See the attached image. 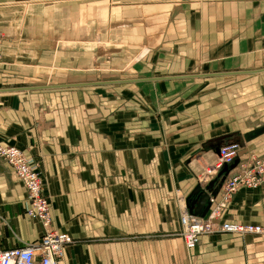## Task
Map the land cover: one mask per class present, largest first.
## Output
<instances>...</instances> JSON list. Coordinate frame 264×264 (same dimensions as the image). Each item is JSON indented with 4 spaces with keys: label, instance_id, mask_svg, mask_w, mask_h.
Masks as SVG:
<instances>
[{
    "label": "crops",
    "instance_id": "crops-1",
    "mask_svg": "<svg viewBox=\"0 0 264 264\" xmlns=\"http://www.w3.org/2000/svg\"><path fill=\"white\" fill-rule=\"evenodd\" d=\"M101 1L124 47L147 52L128 75L87 87L91 104L20 89L0 62V146L33 160L51 213L48 228L24 214L25 189L0 158V247L49 229L73 239L58 264H264V234H205L190 250L179 237L212 146L264 152V0ZM252 81L260 101L249 107ZM221 220L264 225V188H239Z\"/></svg>",
    "mask_w": 264,
    "mask_h": 264
},
{
    "label": "rangeland",
    "instance_id": "rangeland-1",
    "mask_svg": "<svg viewBox=\"0 0 264 264\" xmlns=\"http://www.w3.org/2000/svg\"><path fill=\"white\" fill-rule=\"evenodd\" d=\"M103 7L101 0H0V47L5 46L1 50L2 59L0 62L3 63L4 70L14 71L13 73L18 76L21 87L97 82L113 80L123 74L128 75L131 64L140 58H144L147 49L144 53L143 50L134 52V50L124 47L123 37L116 36L117 31L109 29L106 12L102 11ZM111 27H115L113 23ZM244 79H248L247 76L238 80V83ZM256 81L244 86L245 94L248 96L244 97L243 102L249 107L256 101H260ZM221 82L220 79L212 82L211 90L213 88L215 90L223 89ZM109 85L111 86V84ZM79 86L83 87L84 90L78 94L75 93V95L72 94L73 91H78L79 88L77 90L71 88L77 86H64L69 88L68 90L56 86L57 89L45 87L28 91L30 93L38 91L48 94L65 91L71 95L68 96L70 98L69 103L85 101L86 104H91L86 97V88L97 86V84ZM217 91L219 93V90ZM22 93H27V90ZM49 97L51 100L52 96ZM45 110L43 108L41 112ZM154 115L155 117L159 116L158 113ZM219 144L221 145V143ZM242 145L243 143H233L231 147H228L233 155L234 151L238 150L235 157H238L239 161L234 168L228 171L221 185L219 184L220 186L217 185L220 181L218 178L215 183V187H219L216 193L214 195L209 194L212 205H214L215 199L217 204L220 201L222 203V205H217L215 212L219 214L218 218H221L224 205L237 191L231 193L229 188L228 183L232 177H237L238 180L244 182L250 174L254 175L260 183L256 187L264 188V184L261 183V178L258 176L259 171H256L252 165L253 159L261 154L246 157L243 155V151L239 150ZM215 157L205 162V165H202L198 172L196 183L201 187L216 178L220 171L214 167ZM182 230L183 225L179 231V237ZM215 232L223 231L214 230L211 233Z\"/></svg>",
    "mask_w": 264,
    "mask_h": 264
},
{
    "label": "built area",
    "instance_id": "built-area-1",
    "mask_svg": "<svg viewBox=\"0 0 264 264\" xmlns=\"http://www.w3.org/2000/svg\"><path fill=\"white\" fill-rule=\"evenodd\" d=\"M235 154L237 150L233 155L228 147H221L215 157L214 167L219 170L223 165L232 163L237 156ZM0 158L9 165L25 189L24 214L40 221L48 228L51 224L50 203L42 192L41 176L33 160L14 146H0ZM252 165L256 171H259L258 176L264 184V152L253 159ZM228 184L232 193L241 188L239 186L247 185L249 186L247 188H256L260 183L254 175L250 174L244 182L237 177H232ZM215 207L213 205V209L211 208L204 217H198L189 212H184L180 216V224L183 225L180 238L186 249H193L201 234L211 233L214 230L228 233H264V225L261 224L221 220L218 218L219 214L215 213L217 210ZM72 242L70 235L48 229L37 240L24 243L22 246L0 247V264H58L63 256L64 248Z\"/></svg>",
    "mask_w": 264,
    "mask_h": 264
},
{
    "label": "water",
    "instance_id": "water-1",
    "mask_svg": "<svg viewBox=\"0 0 264 264\" xmlns=\"http://www.w3.org/2000/svg\"><path fill=\"white\" fill-rule=\"evenodd\" d=\"M97 82H88L87 84H96ZM56 86H75V84H65V85H51V86H34V87H24L20 89H36V88H45V87H56ZM257 132V131H253ZM252 134V133H251ZM251 136L250 134L245 136V140H248V137ZM225 136L218 137L216 140H222ZM219 143H216L212 146V150L217 154L219 152ZM239 161L238 157H235L233 162L230 165H223L220 171L218 172L216 178L210 180L207 184L201 187L199 184H196L185 196V206L186 209L190 214L195 216L204 217L207 212L213 207L210 199L209 194H215L217 188L215 187V183L220 178V182H222L227 175L228 171L234 168ZM218 186H220L218 184ZM237 222V221H236ZM241 223V222H239Z\"/></svg>",
    "mask_w": 264,
    "mask_h": 264
},
{
    "label": "bare ground",
    "instance_id": "bare-ground-1",
    "mask_svg": "<svg viewBox=\"0 0 264 264\" xmlns=\"http://www.w3.org/2000/svg\"><path fill=\"white\" fill-rule=\"evenodd\" d=\"M233 143H239V144H241L240 142L237 141V142H232V143L225 144V145H223V146H224V147H230L231 144H233ZM219 145H220V144H219ZM229 145H230V146H229ZM221 146H222V145H220V147H221ZM239 150H240V149H239ZM237 151H238V150H237ZM206 167H207V166H206ZM217 181H218V180H217ZM221 183H222V182L218 181L217 185H218V184L221 185Z\"/></svg>",
    "mask_w": 264,
    "mask_h": 264
}]
</instances>
